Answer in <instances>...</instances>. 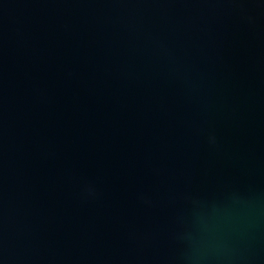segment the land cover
Listing matches in <instances>:
<instances>
[{
    "label": "water",
    "instance_id": "obj_1",
    "mask_svg": "<svg viewBox=\"0 0 264 264\" xmlns=\"http://www.w3.org/2000/svg\"><path fill=\"white\" fill-rule=\"evenodd\" d=\"M0 264H264V0H0Z\"/></svg>",
    "mask_w": 264,
    "mask_h": 264
}]
</instances>
